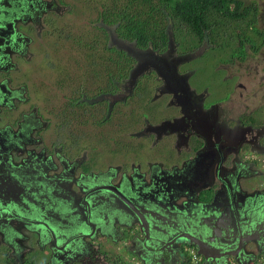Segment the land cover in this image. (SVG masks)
Instances as JSON below:
<instances>
[{"label":"flooded vegetation","instance_id":"af4514ba","mask_svg":"<svg viewBox=\"0 0 264 264\" xmlns=\"http://www.w3.org/2000/svg\"><path fill=\"white\" fill-rule=\"evenodd\" d=\"M69 7L71 5L65 0H0V180L4 181L0 192L3 189L1 196H5L12 207L7 214H0V264H70V254H74L73 258L78 255V247L71 242L88 245V249L84 248L85 253L89 252V246L95 244L101 255L105 254L101 246L119 245L124 264H136V261L140 264H161L162 257H156L155 253L166 251L169 255L163 264H184L189 258V249L194 248L197 252V247L190 243L193 239H189L188 235L192 227L185 223L194 217L191 213L196 208L193 202L184 203L190 200L188 193L196 198L202 189L200 193L213 200L215 192L219 189L223 191L225 183L233 193L232 199H227L228 206L231 203L243 208L241 203H248L245 214L237 221L250 220L245 236L253 237L245 247V255L240 259L227 255V262L252 264L260 253H264V214L259 213L257 208L264 209V170L257 165L256 158L246 156L248 145H223V139L227 138H223V129L228 126L223 116H216L215 125L212 123L211 130H204L205 134L200 133L190 116H186L185 121L193 124L178 129L172 116H144L148 118L141 131L149 137L151 149L157 147L176 151V143L182 147L195 143L194 158L181 163L161 159L149 162L151 164L146 168L135 164L130 168L108 165L100 169L96 156L88 151L75 154V147L61 141L51 147L48 138L52 142L54 139L51 137L56 134L53 128L49 130L51 124L47 116L35 104L31 103L26 110L17 109L21 102L29 99L24 80L21 83L17 81L24 78V67L33 61V53L36 52L34 42L39 40L48 25L49 14L60 15ZM130 71L129 68L125 75L128 78ZM125 76L113 82L112 90L99 94L98 91L97 95L115 94L116 87L127 85ZM61 82L69 85L63 78ZM87 84L82 79L75 94L67 98L70 106L81 116L85 104L94 103V99H90L92 96L85 95L91 92L85 90L89 88ZM133 92L132 87H126L123 102ZM136 94L134 92V97ZM97 95V103H106L108 108H112L109 98L98 99ZM145 97L146 102L136 98L145 107L154 108L155 102L149 103V96ZM112 98L116 102L117 95ZM65 113V116L70 115L68 111ZM80 120L83 121V117ZM85 120L97 123L94 116H85ZM163 122L167 133L155 135L158 132L152 126ZM234 126L230 123L228 130ZM63 136L67 141V136ZM151 136H157V139L154 137L151 140ZM204 137H209L210 146H204ZM176 138L179 139L176 141ZM244 138L245 134L240 141ZM173 155L170 152V158ZM243 179V183L248 181L251 188L239 189L238 183ZM114 187L120 188L119 193ZM241 195H244L243 199ZM89 197L95 198V201L94 206L88 209L82 200ZM213 202L216 206L219 199ZM179 209L187 210V213H181ZM233 213L234 207L231 206L223 212V216H232ZM151 214L154 225L150 222L145 231L137 215L143 218L147 215L150 220ZM90 220L94 228L89 224ZM213 220V216H209L205 223L211 225ZM110 222L116 229L114 234L108 229ZM34 235H39L42 241L34 240ZM157 236L165 239L157 242ZM129 252L134 256L126 259ZM144 252L152 259L150 263H147ZM104 259L108 260V264H115L111 257ZM209 263L217 264L215 260Z\"/></svg>","mask_w":264,"mask_h":264},{"label":"rangeland","instance_id":"374dc122","mask_svg":"<svg viewBox=\"0 0 264 264\" xmlns=\"http://www.w3.org/2000/svg\"><path fill=\"white\" fill-rule=\"evenodd\" d=\"M65 1L71 7L60 15L49 14L48 25L34 42L33 61L24 67V78L17 81L24 80L29 96L17 109L26 110L32 103L47 116L51 124L49 130L53 128L56 134L51 137L55 142L48 138L51 147L61 141L75 147V154L88 151L96 156L100 169L108 165L130 168L135 164L146 168L149 162L161 159L187 162L196 154L195 143L188 144L193 137L185 142L187 147L176 143V151L151 149L149 137L141 131L148 118L144 116H172L177 129L193 124L185 121V117L190 116L204 134V130L213 128L216 116H223L225 125L228 123L223 129V138L227 137L223 145H248L245 149L248 153L243 150L246 156L256 158L257 165L264 170V0H245L257 7L259 19L260 33L252 34L250 42L241 45L239 33L231 38L228 30H223L224 24L216 25L220 15L214 13L207 15L206 20L210 24L214 22L215 26L202 40L187 27L175 32L169 25L167 46L162 51L155 50L152 43L141 47L124 38L122 31H116L113 17H101L109 9L110 12L118 9L122 0ZM229 23L234 26L233 21ZM129 68L128 78L125 75ZM73 76L74 80H70ZM123 76L128 83L114 89L116 102L112 98L115 94L97 95L98 91L99 94L112 90L113 82ZM62 78L68 86L61 82ZM82 79L88 83L89 88L85 90L91 91L85 95L92 96L94 103L85 104L81 116L67 98L75 94ZM126 87H132L137 94L134 97L133 92L123 102ZM96 95L98 99L109 98L112 108L106 103H97ZM145 96H149V103L155 102L154 108L137 101L136 97L146 102ZM66 111L69 116H65ZM85 116H94L97 123L85 120ZM230 123L235 124V128L228 130ZM152 127L158 132L157 136L167 133L165 122ZM60 134L67 136V141ZM244 134L245 138L240 141ZM157 136L150 138L157 139ZM204 139V146H210L209 137ZM170 152L174 154L171 158ZM244 187L251 188L248 181ZM101 247L105 254L101 255L93 244L89 252L70 259V264H108L104 257L115 256L114 249L120 252L119 245Z\"/></svg>","mask_w":264,"mask_h":264},{"label":"trees","instance_id":"16d2710c","mask_svg":"<svg viewBox=\"0 0 264 264\" xmlns=\"http://www.w3.org/2000/svg\"><path fill=\"white\" fill-rule=\"evenodd\" d=\"M116 8L114 12L107 10L101 17H113L116 31H122L120 34L124 38L135 41L141 47L152 43L157 51L167 46L169 25L175 32L187 27L202 40L215 26L214 22L210 24L206 20L207 15L214 13L220 15L216 25L224 24L223 30H228L231 38L239 33L238 42L241 45L250 42L252 34L260 33L257 7L245 0H122ZM165 11L169 12L166 14ZM230 21L234 22V26ZM114 262L124 264L118 258Z\"/></svg>","mask_w":264,"mask_h":264},{"label":"water","instance_id":"95a60500","mask_svg":"<svg viewBox=\"0 0 264 264\" xmlns=\"http://www.w3.org/2000/svg\"><path fill=\"white\" fill-rule=\"evenodd\" d=\"M3 183L4 181L0 180V185ZM225 184L227 185V183ZM226 185H224V187L222 188L223 191L219 189L215 192L213 200L217 198L219 199V202L216 206L214 205L213 200H209L203 193H200L202 189L198 192L196 198L192 197V195L188 193L187 196L190 198V200H186L184 202L186 204L193 202L196 206L195 212L193 211L191 213L194 217L191 218V221H187L185 223H187L189 227H192V229L190 230V234H188L190 237L189 239H193L190 240V243H193L197 247V253L201 254L204 257L206 263L215 260L217 264H228V258L226 257L227 255L235 256L237 259H240V257L242 255H245V252L247 251L245 247L247 246V243L250 242L249 239L253 238L251 236V238L245 236L247 230L246 225H249L250 220H243V222L241 223L237 221L238 218L243 217V215L245 214L244 211L248 209V203H246V201L241 203L243 208L238 206L235 207V205L231 203L230 206H228L227 199L230 201L232 199L233 193L228 185L227 187H225ZM238 186L239 189H244V183L242 181L238 183ZM114 189L119 193L120 188L114 187ZM3 194V189H1L0 214L4 215L7 214L8 211H11L12 207L10 206V203L7 202V199H5V196H1ZM216 194H219V196H217ZM243 196L244 195H241L240 198L243 199ZM82 201L84 202L83 204H85L89 209V207L94 206L95 198H83ZM6 203L8 204L6 205ZM231 206L234 207L233 215L223 216V212L229 209V207ZM180 207L183 208L182 206ZM257 208L259 213L264 214V209L260 207ZM179 211L184 214L187 213V210L182 211V209H179ZM209 216H213L214 218L213 223L211 225L205 223V219H207V217ZM137 217L139 219V222L141 223L140 225H142L145 231L147 230V227H150V222L154 225L155 221L153 220L154 217L152 214L150 216V220L148 219L147 215H144V218L143 216L139 217L138 215ZM262 219H264V217ZM41 222L44 226H47L46 222ZM89 224L92 228H94V223H92V221ZM257 235L258 233L255 235V237H257ZM196 237H198L197 241L195 240ZM163 238L161 236H157L155 240L157 242H161ZM67 243L69 242L67 241ZM71 244H74V247H76L74 242H71ZM76 254H78V252ZM144 254L147 257V263H150L152 259L150 258L149 254L147 252H144ZM168 255L169 251L161 252V254H158V252L155 253L156 257H162L160 258L161 264H163V262H166V257ZM70 256L73 259L74 254L71 253ZM156 263L157 262H155V264Z\"/></svg>","mask_w":264,"mask_h":264},{"label":"crops","instance_id":"0c3cea01","mask_svg":"<svg viewBox=\"0 0 264 264\" xmlns=\"http://www.w3.org/2000/svg\"><path fill=\"white\" fill-rule=\"evenodd\" d=\"M108 229H110V232L111 233H115L116 232V229H115V227H114V225L110 222L109 223V228ZM125 236H127V235H125ZM33 239L34 240H39V241H42L41 240V237L38 235V236H36V235H34V237H33ZM75 246L76 247H78L77 248V252H78V254L79 255H83V253H85V250H86V247H87V249H88V245H86L85 243H75ZM84 248H85V250H84ZM114 251H115V256H112L111 258H113L112 260H113V263H115L114 262V260L116 259V258H118L119 260H123L120 256V252H117L115 249H114ZM129 254H130V256H134V254H132L131 252H129V253H127L126 254V259H128V257H129ZM79 255H76V257L78 258L79 257ZM123 257V256H122ZM189 261V259H187V261L185 262V263H187ZM116 264V263H115ZM136 264H140V262L139 261H136ZM189 264H192V263H189Z\"/></svg>","mask_w":264,"mask_h":264},{"label":"built area","instance_id":"2783aa9c","mask_svg":"<svg viewBox=\"0 0 264 264\" xmlns=\"http://www.w3.org/2000/svg\"><path fill=\"white\" fill-rule=\"evenodd\" d=\"M189 261L184 264H214V263H206V261L199 255L196 250L189 249ZM252 264H264V253H260L253 261Z\"/></svg>","mask_w":264,"mask_h":264}]
</instances>
